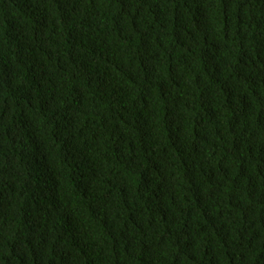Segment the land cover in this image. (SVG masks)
<instances>
[{
	"label": "trees",
	"instance_id": "obj_1",
	"mask_svg": "<svg viewBox=\"0 0 264 264\" xmlns=\"http://www.w3.org/2000/svg\"><path fill=\"white\" fill-rule=\"evenodd\" d=\"M0 264H264V0H0Z\"/></svg>",
	"mask_w": 264,
	"mask_h": 264
}]
</instances>
